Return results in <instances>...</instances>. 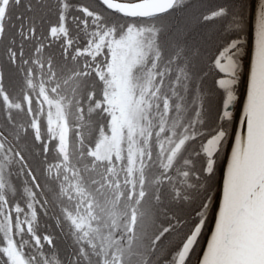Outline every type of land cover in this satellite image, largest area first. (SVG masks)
I'll return each mask as SVG.
<instances>
[{"label": "snow or ice", "instance_id": "1", "mask_svg": "<svg viewBox=\"0 0 264 264\" xmlns=\"http://www.w3.org/2000/svg\"><path fill=\"white\" fill-rule=\"evenodd\" d=\"M0 264H264V0H0Z\"/></svg>", "mask_w": 264, "mask_h": 264}]
</instances>
